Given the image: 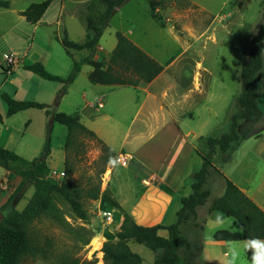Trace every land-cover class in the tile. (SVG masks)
Here are the masks:
<instances>
[{
  "label": "rangeland",
  "instance_id": "1",
  "mask_svg": "<svg viewBox=\"0 0 264 264\" xmlns=\"http://www.w3.org/2000/svg\"><path fill=\"white\" fill-rule=\"evenodd\" d=\"M9 1L11 2L9 9L0 8V117L3 121H0V146L14 150L16 145L17 148L14 151L17 154L32 160L41 155L48 138L51 150L63 149L68 129L59 123H52L45 112L38 109L21 111L8 117V107L2 99V94L7 93L18 99L15 96L18 92V97H36V100L31 101L40 103L51 101L49 90L57 88L60 83L42 79L30 71L25 72L22 66L40 62L48 72L54 75L63 77L70 75L74 61L61 44V39L67 35L75 42H82L85 39L86 25L79 13L81 5L76 6L77 14L72 16L73 6L67 1L65 12L61 17H58L60 8L57 4L48 8L49 11L44 17L45 21L56 22L60 19V23L54 22L34 28L19 14L30 0ZM156 1L159 4L156 12L165 23L164 28L150 16L149 0H130L110 19L109 26L100 39L99 47H102L103 51L98 49L95 56L107 62L105 59L110 57L117 44L116 33L120 32L127 38L140 41L164 68L168 67L167 63L171 59H175L165 72L164 80L168 84H174L176 78L178 85L181 82L180 85L185 86L190 83L191 75L193 80L196 78L197 105L191 108L187 116L179 117L174 128L185 134L189 133L185 140L190 142L191 151L194 150L191 152L192 157L187 168V172L191 175L185 180L184 185L188 190L184 197H187L192 193L194 175L203 163L199 153L209 150L206 138H217L228 133L232 116L239 111V100L244 88L242 71L249 62L252 39L259 34L264 0ZM73 53L76 60L89 55L88 51H73ZM6 56H13L20 63L11 73H7ZM26 78H30L29 82L25 81ZM22 82L27 91L25 95L23 89L19 88ZM41 82L44 85L40 89ZM83 84L91 83L89 79H84ZM36 87L37 91H40V96L39 94L35 96ZM255 88L259 107L263 112L262 118L251 127H249L251 122H245L239 132L243 133L249 127V136L222 164L220 162L223 157L220 155L214 158V163L226 178L237 186L250 187L254 192L257 190L258 198L264 205V68L256 76ZM54 93V99L58 104L52 102L49 105L50 110L78 114L83 124L97 136L94 138L77 132L72 139L67 152L71 170L68 184L80 189L94 188L100 184V199L103 197V205L99 200L86 201L90 215V223L87 224L74 218L68 205L63 204L62 208L66 212L68 222L73 226L72 230L50 218L35 221L30 227L31 237L37 246L47 252L49 258L46 259L40 255L28 256L22 264H59L62 258L78 259L80 262L92 260L96 262L95 264H104L102 247L107 239L103 241V236L107 238L108 233L114 234L119 229L115 223L108 225L102 213L111 211L114 217L121 213L115 207L112 198L119 203L122 202L124 209L130 213L131 209L139 204L140 198L145 195L146 187L142 184V179L147 168L141 158L143 140L136 137L139 132H145L147 135L148 130L142 129L140 122L142 116H140L130 127L129 135L125 136L131 120L137 113V105H135L137 93L133 88L121 89L107 98L109 101L107 108L116 119L113 123L114 127L101 118H95L100 117L101 113L85 108L86 102L80 97V92L77 94L73 89L65 95L63 100L62 89ZM95 103L93 107L98 108ZM165 113L167 115V112ZM161 120L162 118L160 122ZM200 137L205 139H199ZM124 140L125 153L132 154L134 160L128 167L118 165L115 160L107 162L108 156L102 149V143L114 152H118ZM167 143L168 140L165 138L164 142L156 139L146 145V148L150 150L154 148L150 161L151 168L162 157L164 160L167 159L166 164L176 162L175 148H178V145L175 141L171 144ZM194 148L198 149V153ZM139 149L141 151L137 152ZM171 149H173L172 152ZM49 178L54 181L62 179L53 176ZM20 183V179H16L15 175L0 167V208L8 201ZM206 186L211 190V196L207 204L198 209L196 220L198 226L195 227V220H191L181 227V234L189 240L190 245L180 254L184 258L191 256V261L199 264H228L229 250L238 248L240 252L238 264H251V253L244 247L245 240L226 242V245L214 241L213 235L218 230H229L234 234L242 235V229L234 218L226 217L218 212H214L212 217V213L208 210L213 200L221 197L225 190L224 178L219 172L212 170ZM33 192V186L29 185L16 210L24 209ZM139 207H141L140 204ZM218 215L222 222H217ZM4 216L5 212L1 211L0 219ZM134 219L137 220L135 217ZM176 221L177 211L175 212L172 208L166 222L170 225ZM80 227H85L87 230H81ZM88 230L95 236L91 238L89 244L85 245L84 241L89 237ZM160 235L168 236L167 231L160 232ZM94 240L102 244L100 251L94 250ZM130 246L144 259L143 264L153 263L154 252L136 243H131ZM100 252L102 258L99 257Z\"/></svg>",
  "mask_w": 264,
  "mask_h": 264
},
{
  "label": "trees",
  "instance_id": "2",
  "mask_svg": "<svg viewBox=\"0 0 264 264\" xmlns=\"http://www.w3.org/2000/svg\"><path fill=\"white\" fill-rule=\"evenodd\" d=\"M53 0L32 3L21 12L25 20L36 25L44 16ZM124 0H89L79 8L81 18L86 25L85 39L75 42L67 35L61 39V44L68 53L73 51H88L89 55L80 61H74L73 69L66 78L48 72L40 62L23 65L22 68L30 71L42 79L61 83L65 91L71 85L84 64L90 65L93 70L89 75L92 84L117 85L125 87H138L141 84L151 83L162 71L163 66L135 45L124 34L117 32V45L110 54L109 60L104 62L96 60L100 39L110 19L117 12V8ZM9 0H0V8L9 9ZM159 4L156 0H149L150 16L165 27L162 18L157 14ZM264 12L262 23L259 26V34L252 39L249 62L242 71L243 94L239 100V111L232 116L231 128L228 133L217 138H206L208 151L199 153L203 163L195 173L192 183V193L181 199V208L177 212V221L174 224L145 226L137 223L134 218L125 213L120 230L114 234H107V241L102 247L104 264H143L144 259L132 250L130 244L136 243L155 253L152 264H199L192 262L191 256L185 258L180 254L188 249L190 242L181 234V227L191 220H195L198 226V209L207 204L211 196V190L206 186L212 170L217 171L214 158L222 156L226 160L236 151L242 142L249 136L251 126L259 122L263 112L259 107L258 94L255 88L256 76L264 68ZM173 60L171 59L169 63ZM2 99L8 107L7 116L11 117L21 111L38 109L44 111L52 122L59 123L68 129L65 145L66 160L64 177L60 181L49 178L47 159L51 154V145L48 138L44 150L39 157L27 160L13 150L0 146V167L7 172L20 177L21 183L8 201L0 208L5 216L0 219V264H22L28 256H43L49 258L47 252L34 243L30 234L32 224L41 218H50L61 226L72 230L73 226L68 222L63 204H67L73 217L83 222L90 223V215L86 207V201H98L101 197L100 184L94 188H76L68 184L71 170L68 164L67 152L76 133H83L97 138L96 134L89 130L77 114L54 112L49 105L37 101H22L13 98L7 93L2 94ZM0 121L2 118L0 117ZM245 122L252 124L243 133L239 132ZM244 128V127H243ZM205 139V138H201ZM102 149L107 153V162L115 160L118 155L108 146L102 143ZM221 161V162H222ZM224 178L225 190L221 197L213 200L208 210L210 213L218 212L226 217L234 218L242 229V235L232 233L229 230H218L213 235L214 241H242L251 238L264 240V211L247 196L231 180ZM30 182L34 188L31 198L21 211L9 212V207L22 186ZM105 194V191L103 192ZM119 219L115 216V221ZM81 230H87L80 227ZM89 231V230H88ZM167 231L168 236L160 235ZM95 234L89 231V237L84 244H89ZM187 262V263H186ZM95 261L78 259L66 260L62 258L59 264H95Z\"/></svg>",
  "mask_w": 264,
  "mask_h": 264
},
{
  "label": "crops",
  "instance_id": "3",
  "mask_svg": "<svg viewBox=\"0 0 264 264\" xmlns=\"http://www.w3.org/2000/svg\"><path fill=\"white\" fill-rule=\"evenodd\" d=\"M67 1H69V3L73 6L71 15L74 16L77 14L76 6L78 7L79 5H83L89 0L87 1L53 0L49 9L51 8L53 4L54 5L57 4L60 8L58 17L59 16L61 17V15H63L65 12ZM36 2L37 1L35 0H30L29 3H27L25 9H27L32 3H36ZM1 9H4V8H1ZM25 9L21 10L19 14H21V12H23ZM48 11L49 10H47L46 13ZM46 13L36 25H33L34 28L39 27V25H44V24L50 25L55 22V21H45L44 17ZM55 23L56 24L60 23V19H57ZM128 39L131 40L135 45L140 47L146 54H148L151 58H153L155 61L159 63V60L156 57H154L151 53H149L145 49V47L140 43V41H136L134 38H130V37H128ZM98 49L99 50L101 49V51H103L102 47L98 46ZM69 55L71 56V59L73 61H80L84 58L83 57L82 59L76 60L73 52H70ZM95 59L100 60L97 57V55L95 56ZM105 60L108 61L109 58ZM174 60L171 63H169L170 62L169 61L167 63V66L169 67L170 65H172ZM167 68H163V71L151 83L141 84L140 86L136 88L130 87V88H133L137 93V96L135 99V105H137V113L135 115V118L131 120L125 136L127 137L129 135V129L133 125V122L135 121V119L138 120L139 117L142 116V119H140V122L142 124L141 127L142 129H147L148 132H147V135H145V132H139L136 138H140L143 140L141 143L142 151L141 149H139L137 150V152H140V151L142 152L141 158L144 161V165L147 168V170L144 173L143 179H142V184L146 187V192H145V195L140 198L139 204L141 205V207H139V204L135 205L131 209L132 211H130V213L124 209L122 202L119 203L117 200L112 198L115 204V207L121 212L120 214H117L119 217L118 221L116 222L114 220L115 225L117 229L119 230L125 218V213L130 214L133 218L135 217L138 221L135 219L134 220L141 225H144V224H146L145 226H153L157 224L168 225L166 222V219H167V215L169 211L173 208L175 212L176 211L178 212L180 208V204H181V199L184 196H186L188 193V190L186 189L184 185H185V180L191 175L190 173L187 172V168L189 166V163L192 157L191 152L194 150L191 151L192 148L189 147V145L191 146L190 142L185 140L187 139L189 133L185 134L184 132L180 130H174V128L176 127L175 125L177 124V120L179 117L183 118L187 116V113L191 112V108L196 107L197 105L196 96H198V94H197V88L195 85H197V83H196V78L193 80L192 75H191L190 83H188V85L181 86L180 85L181 82L178 85L176 78H175L174 84H168V82L164 80L165 72ZM92 70L93 68L90 65L84 64L76 80L71 85H69L65 91H63L62 100L64 99L65 95L67 93L72 92L73 89H74V92L77 94H79L80 92L79 94L80 97H82V100L86 102L85 108H91V109H94L96 112L101 113V115H99L100 117H95V118H101L103 121L111 123L110 125L114 127L115 125L113 123H115L116 119L113 117V115L109 112V109L107 108L109 105V101H107V98L113 94L118 93L121 89H125L128 87L117 86V85H99V84L95 85V84H92L91 82H90L91 84H83L84 79L85 80L89 79V75L92 72ZM25 72H28V71H25ZM56 74L63 75L61 73H56ZM30 78H26L25 81L29 82L28 80ZM31 79H35V78H31ZM23 84L24 83L22 82L19 88L23 89V94L25 95L27 91ZM43 85L44 84H42L41 82L40 89ZM160 86H163V87H160ZM62 88H63V85L61 83L59 84L57 88H51V90H49V94L52 100L43 101V102H45V104L47 105H50L52 102L57 103V101H55L54 99L55 98L54 92H57V90L62 89ZM37 89L38 88L36 87L35 96H37L38 94L40 96V91L39 90L37 91ZM15 96L18 98L17 100H22V101L36 100V97H18V92L15 93ZM12 97L15 98L13 95ZM100 99L103 100V107L100 109L94 108L93 104L97 100H100ZM165 112H167L168 117ZM161 118L162 120L160 122ZM165 138L168 140L167 144H171L172 142L175 141L176 144L178 145V148H175L177 160L174 163L166 164L167 159L164 160V158L162 157L160 161H157V163L153 165L154 167L151 168L150 161H151V156L154 153V148L150 150V148L149 149L146 148V145H149L156 139H158V141L160 142H164ZM201 138H204V137H200L199 139ZM124 143H125V140L123 141L120 147V150L116 153L118 155L121 153L130 155L132 158L131 159V162H132L134 160V156L130 153H125V149L123 147ZM65 145H66V142H65ZM64 147L63 149L53 148L51 150V154L47 159V164L49 168V174H48L49 177H51L54 173L64 172L65 160H66V151ZM15 148H17L16 145H15ZM194 149L198 153V149L196 148ZM170 151L172 152L173 149H171ZM224 161L220 162V164H222ZM217 170L219 171V174L222 177L225 176L223 172L221 171V169L217 168ZM16 179H20V181L22 180L18 176H16ZM239 188L247 196H249L255 203H257V205L264 211V207H263L264 205H262V202L258 198L259 193L257 190L254 192L250 187L248 188L239 187ZM112 196L113 195H111V197ZM102 198L99 199V202L101 203V205H103ZM213 213L211 214L212 217L214 215ZM211 216L209 217V219L211 218ZM148 224H151V225H148ZM110 233L113 234L112 232ZM238 235L241 236V234H238ZM106 239L107 238L103 236V241H106ZM216 242H218L219 244L226 245V242H230V241H216Z\"/></svg>",
  "mask_w": 264,
  "mask_h": 264
},
{
  "label": "clouds",
  "instance_id": "4",
  "mask_svg": "<svg viewBox=\"0 0 264 264\" xmlns=\"http://www.w3.org/2000/svg\"><path fill=\"white\" fill-rule=\"evenodd\" d=\"M217 222H222L221 217L217 216ZM244 247L251 253V264H264V240L251 238L245 240ZM230 251V260L228 264H238L240 252L238 248H232Z\"/></svg>",
  "mask_w": 264,
  "mask_h": 264
},
{
  "label": "built area",
  "instance_id": "5",
  "mask_svg": "<svg viewBox=\"0 0 264 264\" xmlns=\"http://www.w3.org/2000/svg\"><path fill=\"white\" fill-rule=\"evenodd\" d=\"M6 60H7V73H11L13 72V69L15 68L16 65H19V60L14 58L13 56H6ZM97 105L98 108H102L103 107V102L102 99L97 100V102L95 103ZM131 156L128 154H119L116 156L115 158V162L118 165H121L122 167H127L129 166V163L131 162ZM65 175L64 172L61 173H54L52 176L56 177V178H63ZM106 185V184H105ZM103 215V219L104 221L108 224V225H112L113 223H115V218H114V213L111 211H103L102 213Z\"/></svg>",
  "mask_w": 264,
  "mask_h": 264
},
{
  "label": "water",
  "instance_id": "6",
  "mask_svg": "<svg viewBox=\"0 0 264 264\" xmlns=\"http://www.w3.org/2000/svg\"><path fill=\"white\" fill-rule=\"evenodd\" d=\"M129 1H130V0H124V1L122 2V4H120V5L118 6L117 10L120 9L121 7H123L124 5H126ZM29 185H31V183H30V182H26V183L22 186V188L20 189V191H19V192L17 193V195L15 196L13 202L11 203V205H10V207H9V210H8L9 212H12V211H14V210L16 209V207H17L19 201H20L21 198L23 197V195H24V193H25V191L27 190V188H28Z\"/></svg>",
  "mask_w": 264,
  "mask_h": 264
},
{
  "label": "bare ground",
  "instance_id": "7",
  "mask_svg": "<svg viewBox=\"0 0 264 264\" xmlns=\"http://www.w3.org/2000/svg\"><path fill=\"white\" fill-rule=\"evenodd\" d=\"M95 240L93 241L94 250H97V251L99 250L100 251L101 247H102V244L98 243V242H95ZM99 257L102 258V253L101 252L99 253Z\"/></svg>",
  "mask_w": 264,
  "mask_h": 264
}]
</instances>
